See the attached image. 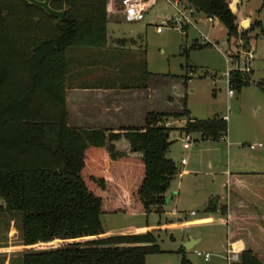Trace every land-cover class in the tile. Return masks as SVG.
<instances>
[{
  "label": "trees",
  "instance_id": "16d2710c",
  "mask_svg": "<svg viewBox=\"0 0 264 264\" xmlns=\"http://www.w3.org/2000/svg\"><path fill=\"white\" fill-rule=\"evenodd\" d=\"M180 1L215 18L227 39L238 36L226 0ZM105 4L51 1L50 7L63 13L59 21L24 0H0V216L21 223V264H146L148 256L161 253L152 232L104 237L101 215L163 212L166 190L178 172L167 157L171 129L164 123L188 118L187 109L149 113L144 130L123 134L66 126L65 52L104 45ZM255 28L264 37L259 22L247 34ZM229 84L239 92L245 76L233 71ZM180 130L217 140L227 125L218 118L187 119ZM121 138L141 157L116 150ZM216 210L210 200L206 212ZM230 232L236 239L239 232L233 226ZM259 236L264 239V230L254 232ZM255 243L233 264H263L255 252H264V243ZM178 254L179 264H192L183 249Z\"/></svg>",
  "mask_w": 264,
  "mask_h": 264
},
{
  "label": "rangeland",
  "instance_id": "374dc122",
  "mask_svg": "<svg viewBox=\"0 0 264 264\" xmlns=\"http://www.w3.org/2000/svg\"><path fill=\"white\" fill-rule=\"evenodd\" d=\"M232 1L227 0V2ZM237 1L238 36L236 38L227 39L225 28L217 20L210 24L202 14H196L194 27L190 26L185 31L167 27L161 33H157L156 27L159 23L174 14L172 8L161 11L162 3L158 2L145 14L141 22L126 23L117 16H111L105 24L107 41L110 43L111 38L122 37L138 39L135 49L146 54L148 71L165 75L164 77L169 80L166 91L170 96L173 95L171 89L174 86L171 80H177L181 85L185 77H190L186 88L187 107L195 114L202 115L206 108H213L215 112H220L223 116H235L239 106L236 100L239 98V93L234 91L235 98L232 100L228 98L225 59H230V69L242 68L244 55L248 52L252 53L250 70H253L255 74L250 76V80L256 82L264 79V37L261 36L259 28H255L248 34L246 32L258 22L264 29V0ZM231 11L234 13L235 9L232 8ZM243 18L249 20L245 27H238ZM193 45L204 48H193ZM87 48L89 47H74V49ZM124 49H128V46L125 45ZM249 86L250 92L257 96L255 86L252 83ZM164 98L165 96L160 102L163 103ZM183 119L185 118H170L164 123V125L169 123L171 129L169 134L171 145L167 157L179 167L180 160L184 159L188 168L193 169L192 174L183 176L182 179L177 174L170 181L166 195L167 198L171 196L173 200L163 206V212L160 214L154 211L143 214L127 209L124 213L102 214L104 235H134L152 232L161 253L148 256L146 264H179L178 251L183 249L181 241L189 234H200L203 242L200 248H197L199 255L188 251L185 258L192 264H226L224 245L226 227L218 221V217L220 219L221 216H214V222L210 225L190 229L195 218L189 215L190 212L196 214V218L205 215L203 202L206 200L207 192L211 191L213 182L209 175V164H212L213 171L219 173L220 168H223L225 164V156L222 155V151L216 149V142L211 141L206 144L196 135L192 137L197 142L192 141L190 150L182 152L180 138L183 136L179 135L177 127L181 125L180 121ZM236 133L239 134V131ZM240 149L245 151L246 148L242 146ZM220 181L221 177L217 176L215 183ZM222 203H224L223 200ZM175 208L180 213L173 216L170 213ZM177 217L182 218L184 222H178ZM205 253L210 255L209 262L203 260ZM22 255L20 221L0 216V264H21Z\"/></svg>",
  "mask_w": 264,
  "mask_h": 264
},
{
  "label": "crops",
  "instance_id": "0c3cea01",
  "mask_svg": "<svg viewBox=\"0 0 264 264\" xmlns=\"http://www.w3.org/2000/svg\"><path fill=\"white\" fill-rule=\"evenodd\" d=\"M228 3L231 9H235L236 16L238 1L233 0ZM108 19L106 16V20ZM248 20L247 18L241 19L238 27H245ZM107 39L106 30L105 43L102 47L87 49L70 47L65 52L67 128L123 134L127 130H144L145 118L149 113L177 114L185 107L188 111V118L181 120V125L177 127L179 135L182 137L184 133L180 129L184 127L187 119L204 121L225 117L227 125L225 141L202 139L199 134H192L206 144L211 141L216 142V149L222 151V155L225 156V164L223 168H220L219 173L213 171L212 164H209V175L213 182L211 191L207 192L206 200L203 202L205 215L196 218L197 215L190 212L189 215L195 218L190 229L210 225L214 222V216L220 215L218 221L226 227L225 248L226 243L232 237L231 226L235 228L236 232H239L234 240H240L244 249L256 245L257 241L259 244L264 243V239H260V236L254 237L255 231L264 230V79L256 82L250 80V76L255 74L253 70L244 75L246 85L239 92L234 90L239 93V98L236 99L239 106L235 116H223L220 112H215L213 108H206L202 115L195 114L187 107L186 88L190 77H185L181 85L177 80H171L174 86L171 89L173 95L170 96L166 91L169 80L164 77L165 75L153 74L148 71L146 54L135 49L138 39L135 37L111 38L110 43ZM125 45L128 46V49H124ZM250 83L255 86L257 96L250 92ZM164 96L162 103L160 100ZM228 98L234 99L235 93L233 96L228 95ZM238 131L239 134L236 133ZM194 142L197 140L195 139ZM253 144H262V147L250 150L248 146ZM114 145L119 152L141 157L140 154H132L128 143L122 138ZM242 146L246 148L245 151L240 149ZM190 148L191 145L184 150L181 145L182 152H186ZM182 160L184 159L180 160V167L175 164L180 179L183 176H190L193 170L188 168L186 161L182 164ZM217 176L221 177L219 183H215ZM165 197L166 203L173 200L171 196L167 198L166 193ZM210 200L216 204V212H206ZM223 207L225 210L221 212L220 209ZM175 211L176 213L170 214L175 216L180 213L176 208ZM179 217H177L178 222L183 223L184 221ZM256 224L255 228L249 226ZM107 236L104 235V237ZM189 240H192L191 244L193 245L190 252L193 251L199 255L197 248H200L203 237L200 234L192 233L187 235L181 243L185 245ZM183 250L185 255L189 253L184 248ZM255 254L264 264V252L257 251ZM209 260H204V262H209Z\"/></svg>",
  "mask_w": 264,
  "mask_h": 264
},
{
  "label": "built area",
  "instance_id": "2783aa9c",
  "mask_svg": "<svg viewBox=\"0 0 264 264\" xmlns=\"http://www.w3.org/2000/svg\"><path fill=\"white\" fill-rule=\"evenodd\" d=\"M158 2L162 3L161 11H168L170 8L174 11L172 17L162 20L156 27V32L161 33L164 28H175L181 31H185L188 27H194L195 25V15L198 14L194 8L186 5L180 0H106L105 13L107 18L111 16H117L126 23H137L141 22L145 18V14L152 9ZM210 24L213 23L215 18H207ZM205 41V39H203ZM252 53L248 52L244 55L243 67H236L235 69L227 68L225 73L227 78V86L229 88L228 95L233 96L234 90L230 83V73L237 71L239 73L247 74L250 72V63L252 60ZM227 64H230V59H226ZM226 118H223L225 121ZM166 128H170V124H165ZM220 140L225 141V135H222ZM193 140L192 134H183L181 138L182 148L184 150L188 149ZM262 144L249 145L250 150H255L256 148H261ZM182 164L185 160L181 161ZM172 213H176L172 210ZM193 214V213H192ZM244 250V245L240 240H229L226 243L225 249V261L226 264H233L237 262L238 256ZM210 259L209 254H204V260L208 261Z\"/></svg>",
  "mask_w": 264,
  "mask_h": 264
},
{
  "label": "water",
  "instance_id": "95a60500",
  "mask_svg": "<svg viewBox=\"0 0 264 264\" xmlns=\"http://www.w3.org/2000/svg\"><path fill=\"white\" fill-rule=\"evenodd\" d=\"M24 1H26L30 5H33L37 8L42 9L48 16L53 17L59 21H61L63 18L62 11H56L50 7V2L55 1V0H24ZM160 128H161V125H158L157 129H160ZM191 243H192V240H189L185 245H183V248L186 251H190L193 247Z\"/></svg>",
  "mask_w": 264,
  "mask_h": 264
}]
</instances>
